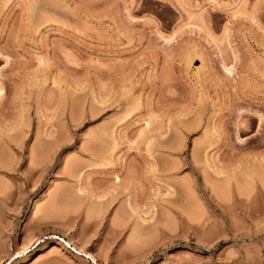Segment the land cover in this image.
Returning a JSON list of instances; mask_svg holds the SVG:
<instances>
[{
  "label": "rangeland",
  "instance_id": "obj_1",
  "mask_svg": "<svg viewBox=\"0 0 264 264\" xmlns=\"http://www.w3.org/2000/svg\"><path fill=\"white\" fill-rule=\"evenodd\" d=\"M0 264H264V0H0Z\"/></svg>",
  "mask_w": 264,
  "mask_h": 264
},
{
  "label": "bare ground",
  "instance_id": "obj_2",
  "mask_svg": "<svg viewBox=\"0 0 264 264\" xmlns=\"http://www.w3.org/2000/svg\"><path fill=\"white\" fill-rule=\"evenodd\" d=\"M140 227H141V226H140ZM140 227H139V228H140ZM139 228H138V229H139ZM141 228H142V227H141ZM141 228H140V230H141ZM141 231H143V230H141ZM52 249H56V246L52 247ZM84 254H85V253H84ZM85 255H87V254H85Z\"/></svg>",
  "mask_w": 264,
  "mask_h": 264
}]
</instances>
